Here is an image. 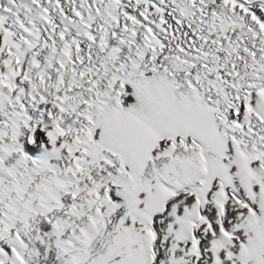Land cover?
<instances>
[{"label": "snow or ice", "instance_id": "1", "mask_svg": "<svg viewBox=\"0 0 264 264\" xmlns=\"http://www.w3.org/2000/svg\"><path fill=\"white\" fill-rule=\"evenodd\" d=\"M0 264H264V0H0Z\"/></svg>", "mask_w": 264, "mask_h": 264}]
</instances>
